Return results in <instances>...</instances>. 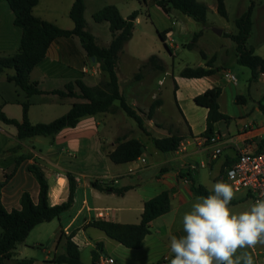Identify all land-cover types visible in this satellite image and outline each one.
Listing matches in <instances>:
<instances>
[{
	"label": "crops",
	"instance_id": "crops-1",
	"mask_svg": "<svg viewBox=\"0 0 264 264\" xmlns=\"http://www.w3.org/2000/svg\"><path fill=\"white\" fill-rule=\"evenodd\" d=\"M68 1L70 10L73 0ZM149 1L152 2H144ZM132 2L133 0H121L113 6L123 18H127L130 11H136L134 7L130 10L127 8L128 3ZM124 8L128 10L126 16L122 13ZM32 13L64 30H71L74 26L70 18V21L64 20L61 24L56 16L49 18V0H38ZM166 16L171 19V23L157 32L168 31L163 45L171 49L172 53L169 55L174 58L178 47L174 42L175 31L172 27L178 26L182 33L183 25L192 24L193 19L174 9ZM13 20L14 14L8 3L0 0V59L15 55L20 47L22 29ZM140 21V16H137L134 25ZM252 22L248 40H255L248 47L264 59V0L255 2ZM104 23L107 25L102 28L109 30L108 23ZM90 33L100 47L109 46L111 40L99 44V34ZM235 33L221 30V35H217L214 32L217 37ZM132 38L118 54V86L126 102L133 109L144 113L140 115L149 135L127 123V116L121 111L84 117L76 127L63 129L55 136H37L20 143L16 140L15 127L0 122V182L4 184L1 201L8 212L19 209L20 197L24 192L30 194L34 203L38 200V184L27 170L29 165L35 164L43 171L52 206L67 201V173L77 183L71 207L58 219L39 224L33 229L39 228L42 233L48 228L42 226H49V249H43L45 253L42 258L37 259L35 252L43 235L29 241L32 230L23 243L16 245L14 259L3 261L2 264H17L24 258L33 259L32 264H54L51 263L54 257L65 254L68 236L78 246L84 264H92V251L97 244H101L102 250H96L98 258L95 264H102L100 257H110L114 264H170L174 256L170 251V238L185 235L183 215L191 211L192 204L197 202L198 196L191 191L192 184L200 185L210 192L215 182L225 181V169L235 161L239 153L258 151L264 141V81L259 76L250 80V75H246L239 67L234 69L241 72L244 78L237 80L230 72L228 65L237 64L233 42L225 50L222 47L210 51L203 49L207 59L213 58V68L218 70L209 76L189 79L181 77L180 72L185 67H205V60L201 58L195 64L183 62L180 68L174 70L172 67L169 70L164 54L158 48L153 50L146 42H140L137 50L134 47L130 50L128 46ZM152 55H156L157 61L146 65ZM228 57L232 62H227ZM13 74L11 69L0 73V107L8 118L21 120V103L25 100V94L14 83L7 81V75ZM138 74L140 78L137 79L135 77ZM226 74L234 76L235 81L227 78ZM168 78L171 81L175 121L163 112L161 87ZM78 79L89 87L96 86L100 81H108L107 74L99 69L96 61L87 57L77 38H60L52 42L43 60L29 74L30 82L36 83L37 88L43 92L62 90L66 83ZM214 87L221 89L219 110L230 120L220 121L215 125L212 138L216 141L211 143L205 141L206 137L203 135L207 109L196 105L194 98ZM29 100L31 105L28 119L31 124L49 123L66 114L74 103L83 102L79 98H59L51 94L33 95ZM155 100H160L161 104L155 109L152 118L147 119L146 113ZM170 134L182 137L179 148L169 153L158 151L153 146L151 137L165 138ZM117 139L139 140L144 146L142 155L125 164L112 163L108 154L115 149ZM17 145V151H8ZM217 149L220 152L215 156ZM141 158L145 159L144 163ZM17 161L19 163L16 166ZM92 181L115 188L128 187L129 190L123 196L99 192L91 187ZM163 192L169 195L170 209L150 223L149 234L138 249H127L109 239L102 231L88 226L98 220L138 224L144 203ZM247 200L252 202L246 192H235L230 207L236 213L241 212L237 209ZM246 251L253 255L255 264H264V245ZM117 253L118 256L115 255Z\"/></svg>",
	"mask_w": 264,
	"mask_h": 264
},
{
	"label": "trees",
	"instance_id": "trees-1",
	"mask_svg": "<svg viewBox=\"0 0 264 264\" xmlns=\"http://www.w3.org/2000/svg\"><path fill=\"white\" fill-rule=\"evenodd\" d=\"M5 1L14 14V24L22 29V37L20 47L15 55L6 59H0V73L7 69L14 71V74L7 75L6 79L22 90L25 94V100L21 103V120L8 118L0 107V122L15 127L16 140L19 143L37 136L52 137L63 129L76 127L80 119L84 117L116 111L123 112L136 123L140 130L146 135H149L140 115L144 113L133 109L126 102L124 96L119 91L116 73L118 54L132 37L134 20L138 16L137 11H133L127 18H123L119 10L113 5L104 6L95 12L92 16L93 20L96 23L107 22L112 37L108 47H100L96 43L95 37L87 29L84 18V0H73V4L69 10V18L74 24L71 30L61 29L50 22L35 17L32 9L38 3V0ZM152 2L165 15H169L170 11L174 9L196 22L205 24L208 7L204 2L198 0H152ZM253 8L254 1L252 0L248 9L235 20L237 32L233 35H226L235 44L237 64L250 70V80L256 79L258 73L264 72V59L254 54L253 49L247 46L253 25ZM216 11L221 17H227L223 0H216ZM167 32H157L162 42L165 41ZM198 37L199 34L193 35L192 40L186 45L188 49L194 48ZM60 38H77L87 57L90 59L94 58L99 64V69L107 74L108 81H100L96 86L89 87L82 80L78 79L66 83L62 90L40 91L36 83L30 82L29 74L43 60L50 44ZM165 47L169 53H172L167 45ZM200 56L205 60V67H185L180 72L181 77L189 79L202 78L217 72L218 69L213 68V58L207 59V56L201 50ZM155 61H157V57L156 55H152L147 60L146 65L153 64ZM159 68L161 70L162 66ZM135 78H140V74ZM39 94H51L59 98H79L83 102L74 103L66 114L49 123L31 124L28 119V110L31 105L29 98ZM220 94V87H214L194 98L196 105L207 109L206 129L203 134L207 139L212 138L215 125L218 122H228L230 120L228 116L219 110L218 99ZM160 104V100H155L150 105L146 113L147 119L152 118L155 109ZM181 140L182 137L177 134H170L165 138L151 137L153 146L162 153L176 151L179 148ZM262 143L264 141L261 142L260 146ZM18 148L19 145L10 148L8 151L15 152ZM143 150V144L137 139H117L116 147L108 154V158L114 164H125L140 157ZM18 163L17 161L16 166ZM27 170L33 175L38 184L39 191L36 203L32 201L28 192H24L20 197L19 209L8 212L1 201L4 184L0 182V264L14 257L16 245L23 243L36 226L50 222L53 219H58L73 204L77 183L71 174H66L69 186L67 201L60 205L52 206L49 203L48 182L41 168L32 164L27 167ZM91 187L99 192L112 193L116 196H123L129 190L128 187L115 188L108 184L98 183L97 181H92ZM191 191L198 197H206L211 194L200 185L194 186L192 184ZM169 209V195L167 192H163L159 196L144 203L141 219L138 224H120L98 220L89 223L88 226L102 231L109 239L127 249H138L145 236L149 234L150 223L157 217L167 213ZM62 236L61 234L60 237ZM96 250H102L101 244H97L96 249L92 251V264H95L98 258V252ZM32 263L33 259L24 258L17 264ZM51 263L84 264L81 260L78 246L71 240V236L66 238L65 254L54 257Z\"/></svg>",
	"mask_w": 264,
	"mask_h": 264
},
{
	"label": "rangeland",
	"instance_id": "rangeland-1",
	"mask_svg": "<svg viewBox=\"0 0 264 264\" xmlns=\"http://www.w3.org/2000/svg\"><path fill=\"white\" fill-rule=\"evenodd\" d=\"M121 0H84L85 3V13L84 18L86 21L87 29L90 32H93V34H99V44H102V42H110L111 36L109 30L106 28L105 30L102 28L103 25H107L104 22L96 23L93 20V14L100 10L103 6L107 5H113V4H119ZM201 1V0H199ZM226 11H227V17L223 18L221 17L217 11H216V0H202L207 7V16L205 24H201L199 22L191 20L192 24L189 25H183V31L182 33L179 32L178 26H173L172 30L175 31L174 36V42L178 47V50H176V56L174 58H171L169 55V52L164 47L163 42L158 37L157 31L161 30L166 25H169L171 23V19H168L167 16L160 10V8H156L154 6L155 4L151 1L144 2L143 0H133L132 3H128L127 8L130 10L131 8H135V10L138 12V16H140L141 21L138 22L137 25H134L133 28V38L132 41L129 43V49L132 50L134 47V50H137L139 48L140 42H146V44L149 47H152L153 50H160L164 55V60L167 64V67L169 70L173 67L174 70L180 68L182 66L183 62H187L189 64H195L198 60L201 59L200 56V50H212L213 48L218 50L219 48H223L225 50L226 48H229L230 45H233L232 41L228 39L225 36H215L214 29L217 30H224L225 32H237L236 26H235V20L238 18V16L245 12L252 0H223ZM254 4L257 0H253ZM69 1L68 0H49V18H52L51 16H56L57 20L61 24L62 21L67 20L70 21L68 17V10H69ZM52 6V7H51ZM122 8V7H121ZM122 13L125 15L128 10L125 8L122 9ZM132 13V11H130ZM129 13V14H130ZM126 16V15H125ZM169 16V15H168ZM256 15H253V20H255ZM203 27L205 28L203 30ZM175 29V30H174ZM194 34H199V37L197 39V42L192 49H188L187 46L183 48V45H187L191 40ZM106 35V36H105ZM109 40V41H108ZM252 40L247 41V46L252 45ZM214 46V47H213ZM124 48V47H123ZM227 62H232L230 57H228ZM234 67H239L241 71H244L246 75H250V72L248 68L237 65V64H229L228 68L231 69V73L237 78V80L244 78L243 74L241 72H237V70L234 69ZM136 80V79H135ZM162 91V100H163V112H165L169 117L175 121L176 120V114L174 113V106H173V100H172V91H171V81L170 79L165 80V84L163 87H161ZM127 123H130L134 127H137L135 122L126 117ZM250 200H247L245 204H242L237 209L238 211H244L246 210L250 204ZM42 227H48L47 230L43 231L42 233L39 228H36L33 230L31 235L29 236L30 240H36V238L41 234L42 241L38 244L36 247L35 256L37 259L42 258L43 254L45 253L44 248L49 249V226H46L44 224ZM1 231V229H0ZM118 256V253L115 254ZM14 257L11 259L13 260ZM14 262V261H12ZM3 264H9V263H3ZM50 264V262H48Z\"/></svg>",
	"mask_w": 264,
	"mask_h": 264
},
{
	"label": "clouds",
	"instance_id": "clouds-1",
	"mask_svg": "<svg viewBox=\"0 0 264 264\" xmlns=\"http://www.w3.org/2000/svg\"><path fill=\"white\" fill-rule=\"evenodd\" d=\"M210 193L183 215L185 235L171 236L170 264H255L246 249L264 245V194L236 213L230 207L235 198L230 183L219 180Z\"/></svg>",
	"mask_w": 264,
	"mask_h": 264
},
{
	"label": "built area",
	"instance_id": "built-area-1",
	"mask_svg": "<svg viewBox=\"0 0 264 264\" xmlns=\"http://www.w3.org/2000/svg\"><path fill=\"white\" fill-rule=\"evenodd\" d=\"M258 76L264 81V72L258 73ZM226 77L231 81H235L232 75L226 74ZM205 141L213 143L216 139L206 138ZM219 152L217 149L215 156ZM140 160L142 163L145 162L144 158ZM223 177L227 183L233 186L235 192H246L252 202L261 198V195L264 194V143H262L258 151L239 153L235 161L225 169ZM100 262L102 264H114L113 259L110 257H100Z\"/></svg>",
	"mask_w": 264,
	"mask_h": 264
},
{
	"label": "water",
	"instance_id": "water-1",
	"mask_svg": "<svg viewBox=\"0 0 264 264\" xmlns=\"http://www.w3.org/2000/svg\"><path fill=\"white\" fill-rule=\"evenodd\" d=\"M214 32L217 34V35H221V30H217V29H214ZM92 61H95L94 58H91Z\"/></svg>",
	"mask_w": 264,
	"mask_h": 264
}]
</instances>
